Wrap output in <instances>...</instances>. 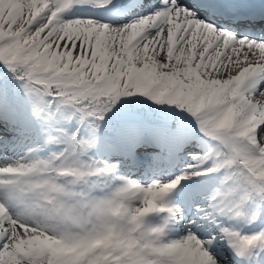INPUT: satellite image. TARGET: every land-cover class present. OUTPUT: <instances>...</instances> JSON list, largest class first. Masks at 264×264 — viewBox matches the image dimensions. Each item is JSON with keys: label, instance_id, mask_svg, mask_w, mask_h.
<instances>
[{"label": "snow or ice", "instance_id": "6c2138e0", "mask_svg": "<svg viewBox=\"0 0 264 264\" xmlns=\"http://www.w3.org/2000/svg\"><path fill=\"white\" fill-rule=\"evenodd\" d=\"M0 264H264V0H0Z\"/></svg>", "mask_w": 264, "mask_h": 264}]
</instances>
